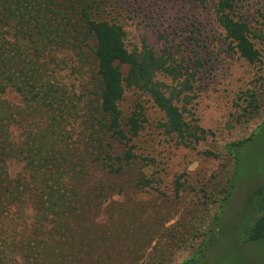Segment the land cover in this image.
<instances>
[{
  "label": "trees",
  "instance_id": "16d2710c",
  "mask_svg": "<svg viewBox=\"0 0 264 264\" xmlns=\"http://www.w3.org/2000/svg\"><path fill=\"white\" fill-rule=\"evenodd\" d=\"M105 1L0 0V94L11 89L21 100V105H13L0 98V216L14 211L15 226L24 230L16 242L18 234L13 229L14 236L2 246L11 249L16 262L89 264L103 256L101 247L110 245L118 257L119 245L125 242L121 237L135 231L134 224L128 229L124 225L127 212L122 203L110 198L115 206L106 205L110 196H122L128 190L127 183L131 190L150 183L147 176L133 172L130 146L117 151L118 146L129 145L145 121L139 104L126 119L121 116L118 104L125 89L147 94L163 112L160 126L182 145L191 147L205 136L203 128L184 117L195 72L184 73L179 62L158 55L146 43L127 50L122 27L101 17ZM233 11V0H218L214 5L216 21L237 53L254 63L260 54L253 37L264 41V34L252 31ZM90 52L95 70L80 93L71 96L58 79L61 57L71 53L82 69ZM159 73L170 77L171 83L156 79ZM247 101V114L257 113L253 92ZM262 125L264 121L249 136L226 143L235 169L239 149L255 138ZM14 126L19 129L17 135ZM11 165L20 169L11 174ZM235 173L220 206L230 195ZM216 219L217 213L212 225ZM212 225L181 264H196L208 251L214 242ZM114 230L118 233L112 238ZM262 241L264 176L245 197L237 236L238 248Z\"/></svg>",
  "mask_w": 264,
  "mask_h": 264
},
{
  "label": "rangeland",
  "instance_id": "374dc122",
  "mask_svg": "<svg viewBox=\"0 0 264 264\" xmlns=\"http://www.w3.org/2000/svg\"><path fill=\"white\" fill-rule=\"evenodd\" d=\"M217 1L106 0L102 7L101 17L122 27L127 50L146 43L158 55L179 62L184 73L195 72L192 100L184 117L206 133L193 146L182 145L160 126L163 112L147 94L125 89L118 104L121 116L126 119L139 104L145 121L129 145L118 146L117 151L130 146L133 172L147 176L150 183L134 190L127 183L128 192L109 197L106 205L115 206L110 198L122 203L127 212L124 225L128 229L134 224L135 231L121 237L125 242L119 245L118 257L111 253L113 246L109 244V248L101 247L103 256L89 264H181L197 249L201 233L212 225L215 213L211 233L214 242L196 264H264V241L241 248L237 243L245 197L264 176V125L239 149L237 169L226 149V143L249 136L264 121V41L253 37L259 60H244L216 21ZM233 1L234 17L245 21L252 31L264 34V0ZM90 54L82 69L71 53L59 55L64 62L57 69L58 79L71 96L80 93L86 77L95 70ZM121 69L125 74L126 67ZM156 79L172 81L160 73ZM250 91L259 104L258 112L252 115L244 109ZM0 98L21 105L20 97L11 89ZM13 133L19 134L15 126ZM19 169L20 165H11L9 171ZM235 170L230 195L220 206ZM13 212L0 216V264H26L18 255L19 261L11 259V249L2 246L14 236L13 229L18 234L16 242L23 238V226H15ZM25 212L30 216L29 209ZM22 221L25 224L24 217ZM117 233L110 232L112 238Z\"/></svg>",
  "mask_w": 264,
  "mask_h": 264
}]
</instances>
